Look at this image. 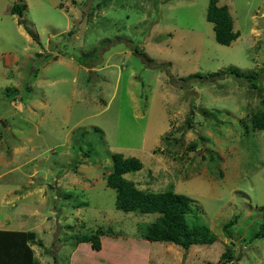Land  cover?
Here are the masks:
<instances>
[{
  "label": "rangeland",
  "instance_id": "obj_1",
  "mask_svg": "<svg viewBox=\"0 0 264 264\" xmlns=\"http://www.w3.org/2000/svg\"><path fill=\"white\" fill-rule=\"evenodd\" d=\"M208 1L0 0V227L34 231L40 264H264V237L251 240L264 223L259 94L230 73L205 78L237 68L264 92V0L218 1L239 32L229 45ZM113 153L140 159L125 174L137 188L194 200L187 222L216 240L141 239L156 214L115 207ZM98 227L120 234L75 244Z\"/></svg>",
  "mask_w": 264,
  "mask_h": 264
},
{
  "label": "trees",
  "instance_id": "obj_2",
  "mask_svg": "<svg viewBox=\"0 0 264 264\" xmlns=\"http://www.w3.org/2000/svg\"><path fill=\"white\" fill-rule=\"evenodd\" d=\"M218 1H208L206 20L213 24L215 40L220 44L229 45L238 37L239 32L233 30V20L229 14L228 7L219 5ZM25 7V3H14L9 11L11 14H17L21 17ZM134 50L138 52L139 49L135 48ZM229 73L232 76H236V78L248 80L249 87L255 89L259 94L262 107L254 111L250 116V128L253 130L264 129V92L258 82L253 79L251 73L237 68H230L228 72L224 73L222 71L209 73L205 75V78L213 77L218 79L217 77L221 78ZM196 76L200 77L201 74L190 75L189 78ZM190 113H193V110ZM93 130L97 131L98 128L95 126ZM194 147L192 145L193 149ZM111 158V170L105 176V180L107 186L116 191L115 207L124 212L156 214L153 220L138 224L136 230L141 239L148 242H169L184 249H188L192 244H209L216 240L215 234L207 226L202 224L190 225L187 222V216L197 210L194 207V200L189 196L174 192L170 188L163 191L139 189L133 181L125 177V174L140 170L142 168L140 159L135 156H124L122 153H113ZM237 218L238 215L225 222L223 225L224 230L226 231V228L232 226L237 221ZM104 234L115 237L120 233L114 232L110 228L103 229L98 227L91 234H75V244L88 242L92 249L98 251L101 249L100 236ZM260 237H264V223L260 224L259 229L251 240ZM36 240L37 235L32 230L0 229V264H40L32 247V243ZM220 259L222 261H231L233 259L231 250L223 251Z\"/></svg>",
  "mask_w": 264,
  "mask_h": 264
},
{
  "label": "crops",
  "instance_id": "obj_3",
  "mask_svg": "<svg viewBox=\"0 0 264 264\" xmlns=\"http://www.w3.org/2000/svg\"><path fill=\"white\" fill-rule=\"evenodd\" d=\"M5 223H6V226H4V228H2V227H0V229H2V230H23V229H17V228H10V227H8V223H9V219L8 218H6V221H5ZM33 247V246H32ZM35 251V250H34ZM36 255V254H35Z\"/></svg>",
  "mask_w": 264,
  "mask_h": 264
}]
</instances>
